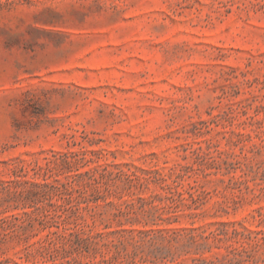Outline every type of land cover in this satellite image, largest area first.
<instances>
[{"label": "rangeland", "instance_id": "rangeland-1", "mask_svg": "<svg viewBox=\"0 0 264 264\" xmlns=\"http://www.w3.org/2000/svg\"><path fill=\"white\" fill-rule=\"evenodd\" d=\"M0 264H264V0H0Z\"/></svg>", "mask_w": 264, "mask_h": 264}]
</instances>
